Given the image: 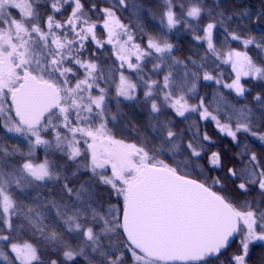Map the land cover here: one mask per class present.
<instances>
[{"label": "snow or ice", "instance_id": "snow-or-ice-1", "mask_svg": "<svg viewBox=\"0 0 264 264\" xmlns=\"http://www.w3.org/2000/svg\"><path fill=\"white\" fill-rule=\"evenodd\" d=\"M251 18L227 0H0V264H250L264 242Z\"/></svg>", "mask_w": 264, "mask_h": 264}, {"label": "trees", "instance_id": "trees-1", "mask_svg": "<svg viewBox=\"0 0 264 264\" xmlns=\"http://www.w3.org/2000/svg\"><path fill=\"white\" fill-rule=\"evenodd\" d=\"M144 2H146V0H144ZM207 3L209 4V6H212L213 0H207ZM227 6L234 7L238 11L247 10L251 12L252 18L248 21H245L244 23L249 26V30L251 33L257 36L264 34V19H262L259 22H254L256 20V15L258 14L259 10L264 9V0H227ZM145 23L149 31L156 32L159 30L155 22L151 21L149 17H145ZM191 37H192L191 33H187V34L178 33L170 37V39H172V41L176 43L179 48L185 50L184 52H178L177 53L178 56H183L187 54L186 49L190 46H193V41ZM232 46L238 47L239 45L237 43H233ZM257 84H259L260 87H264V83L253 81L252 84L249 85L250 87H253V93L260 91V87L254 86ZM206 90L211 92L212 89L209 88ZM241 103H243V101H241ZM121 107L123 111L127 114V117L132 121V123L139 128L141 134L147 136L148 125H149L147 111L142 110L139 105L131 101L123 102L121 104ZM113 111H115V102H113ZM180 127L183 128L184 124H180ZM207 130L209 131V134L213 135L215 139L216 133L210 124L207 126ZM252 142H253V150L260 151L261 150L260 141L256 140L255 138H252ZM223 147L226 149L230 148L228 139H225L223 141ZM213 150H217V149L214 148ZM235 151L236 149H232L228 154L231 155ZM210 174L212 176L223 175L222 172H218V171H212ZM256 195L257 193H252V196H256ZM252 255H253V261H251L250 264H259V260L261 259V257H264V242H257L254 245ZM67 264H86V261H84L83 257H77L76 261H70L67 262Z\"/></svg>", "mask_w": 264, "mask_h": 264}]
</instances>
